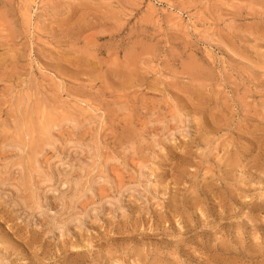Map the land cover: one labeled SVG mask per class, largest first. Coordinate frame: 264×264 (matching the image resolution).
<instances>
[{
	"label": "rangeland",
	"instance_id": "obj_1",
	"mask_svg": "<svg viewBox=\"0 0 264 264\" xmlns=\"http://www.w3.org/2000/svg\"><path fill=\"white\" fill-rule=\"evenodd\" d=\"M0 264H264V0H0Z\"/></svg>",
	"mask_w": 264,
	"mask_h": 264
}]
</instances>
